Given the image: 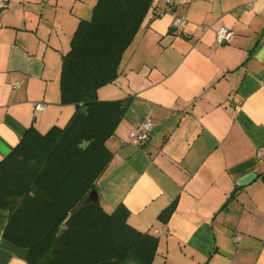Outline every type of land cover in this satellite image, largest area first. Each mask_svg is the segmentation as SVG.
Here are the masks:
<instances>
[{
	"label": "crops",
	"instance_id": "1",
	"mask_svg": "<svg viewBox=\"0 0 264 264\" xmlns=\"http://www.w3.org/2000/svg\"><path fill=\"white\" fill-rule=\"evenodd\" d=\"M94 3L10 0L0 9V160L28 128L45 133L73 115L60 102L62 55ZM220 26L233 32L224 44ZM118 71L97 90L101 100L130 97L105 142L102 209L123 205L130 225L158 238L153 264H264V0H153ZM146 115L153 129L138 144L128 133ZM8 217L0 208V264H30L27 248L3 236Z\"/></svg>",
	"mask_w": 264,
	"mask_h": 264
},
{
	"label": "trees",
	"instance_id": "2",
	"mask_svg": "<svg viewBox=\"0 0 264 264\" xmlns=\"http://www.w3.org/2000/svg\"><path fill=\"white\" fill-rule=\"evenodd\" d=\"M152 2L95 0L62 55L60 102L73 104V115L45 133L28 128L0 160L3 236L27 248L30 264H153L158 238L130 225L123 205L106 213L96 187L111 158L105 142L130 101L101 100L97 90L117 78ZM92 189L97 199L79 207ZM170 210L158 217L166 221Z\"/></svg>",
	"mask_w": 264,
	"mask_h": 264
},
{
	"label": "built area",
	"instance_id": "3",
	"mask_svg": "<svg viewBox=\"0 0 264 264\" xmlns=\"http://www.w3.org/2000/svg\"><path fill=\"white\" fill-rule=\"evenodd\" d=\"M247 4H252L255 0H246ZM10 3V0H0V9L6 8ZM186 24V18L185 17H175L172 22V26L175 28H182ZM233 36V32L226 26H220L216 30V39L220 44L227 43L231 40ZM19 85L18 82H14L13 86L17 87ZM46 107V104L44 102H35L34 103V110L36 112H42ZM153 129V122L151 121L150 117L148 115L145 116V118L137 124L135 127L130 129L128 135L131 141L143 144L145 143L152 132ZM239 240L238 237H234V241L237 242Z\"/></svg>",
	"mask_w": 264,
	"mask_h": 264
},
{
	"label": "water",
	"instance_id": "4",
	"mask_svg": "<svg viewBox=\"0 0 264 264\" xmlns=\"http://www.w3.org/2000/svg\"><path fill=\"white\" fill-rule=\"evenodd\" d=\"M88 143H89V141H85V142L80 143L79 146L84 148L88 145ZM253 177H254V174L250 173V174L244 176L242 179H240L237 183H238V185L245 184V183L249 182ZM96 199H97V193H96L95 189H92L88 193L86 198L82 201V203L79 205V207L84 206L88 202L95 201Z\"/></svg>",
	"mask_w": 264,
	"mask_h": 264
},
{
	"label": "rangeland",
	"instance_id": "5",
	"mask_svg": "<svg viewBox=\"0 0 264 264\" xmlns=\"http://www.w3.org/2000/svg\"><path fill=\"white\" fill-rule=\"evenodd\" d=\"M90 15V14H89ZM87 18H88V16H87Z\"/></svg>",
	"mask_w": 264,
	"mask_h": 264
}]
</instances>
